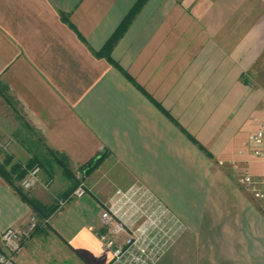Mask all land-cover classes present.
I'll return each instance as SVG.
<instances>
[{
    "label": "crops",
    "instance_id": "crops-1",
    "mask_svg": "<svg viewBox=\"0 0 264 264\" xmlns=\"http://www.w3.org/2000/svg\"><path fill=\"white\" fill-rule=\"evenodd\" d=\"M139 2L0 0V164L39 165L27 192L54 211L24 246L110 264L102 208L139 184L182 223L158 264H264V202L240 184L247 168L264 176L249 144L264 122V0H146L130 18ZM34 215L0 176V234Z\"/></svg>",
    "mask_w": 264,
    "mask_h": 264
},
{
    "label": "built area",
    "instance_id": "built-area-1",
    "mask_svg": "<svg viewBox=\"0 0 264 264\" xmlns=\"http://www.w3.org/2000/svg\"><path fill=\"white\" fill-rule=\"evenodd\" d=\"M249 144L255 160L264 162V122L249 136ZM11 145V141L0 140V155ZM40 177L41 167L35 165L28 171L21 187L32 191L40 183ZM240 184L254 199L264 202V176H256L247 168ZM87 193L85 184L80 183L71 197L80 199ZM58 203L63 207L67 198ZM40 222L34 215L25 228H9L0 234V264H16V256L32 238ZM101 225L100 240L112 251L110 264H158L177 243L182 229L181 221L171 210L139 184L114 193L102 208Z\"/></svg>",
    "mask_w": 264,
    "mask_h": 264
},
{
    "label": "trees",
    "instance_id": "trees-1",
    "mask_svg": "<svg viewBox=\"0 0 264 264\" xmlns=\"http://www.w3.org/2000/svg\"><path fill=\"white\" fill-rule=\"evenodd\" d=\"M146 0H140V2L138 3V5L136 6L134 12H132L130 18L133 16L134 13L137 12V10H139V8L145 3ZM64 20H67L66 17H63ZM126 20L124 22V24L122 25V27L120 28V30L118 31V33L116 34V36L114 37V39L112 40L111 43L115 42L119 36L124 32V30L128 27L129 25V19ZM110 43V45H111ZM109 48V46H108ZM109 49L106 50V54L109 57ZM110 59V58H109ZM111 61V60H109ZM112 62V61H111ZM113 63V62H112ZM116 65V64H114ZM116 67H118V65H116ZM102 158H97L95 161H92L86 165H84L81 170L85 171V172H89V171H93L95 170L100 164H101ZM35 164V161L32 162V166ZM64 171L68 176H72V174L70 173V171L68 170V168L65 167L64 165ZM87 174V173H86ZM17 176V178H13L14 176ZM26 172L23 171L21 166H14L12 168V170L10 172H8L5 168L4 165L0 164V176H2L4 178V180L8 183V185L11 187V189L15 192L16 195H18L20 197V199H22V201H24L26 204H28L33 212L35 213V216H37L40 221L42 222L43 220L46 219V217H50V215L54 212L49 211V213L46 214V209L43 208L35 199H33L29 193L27 191H25L22 187H21V182L23 181V179L26 177ZM19 183V185H18ZM78 187V186H77ZM76 189V188H75ZM75 190H73L74 192ZM72 192V193H73ZM71 195V194H70ZM68 195V196H70ZM66 196V197H68ZM40 222V224H41Z\"/></svg>",
    "mask_w": 264,
    "mask_h": 264
},
{
    "label": "rangeland",
    "instance_id": "rangeland-1",
    "mask_svg": "<svg viewBox=\"0 0 264 264\" xmlns=\"http://www.w3.org/2000/svg\"><path fill=\"white\" fill-rule=\"evenodd\" d=\"M257 117L264 119V111L263 113H258ZM254 131L255 130H253V132ZM238 175L240 177L241 173ZM236 177L238 180L237 175ZM180 235L181 232L179 233V237ZM56 249L57 247L54 245L52 240L47 239L43 241L42 238H38L29 243L27 246H24L20 253L16 256L15 261L16 264H73V262L66 263L63 260V256L66 254L62 251L57 252ZM74 264L82 263L77 260Z\"/></svg>",
    "mask_w": 264,
    "mask_h": 264
}]
</instances>
